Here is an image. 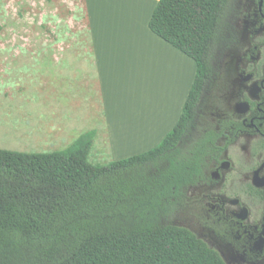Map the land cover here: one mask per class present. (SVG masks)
I'll return each instance as SVG.
<instances>
[{"label":"trees","instance_id":"obj_1","mask_svg":"<svg viewBox=\"0 0 264 264\" xmlns=\"http://www.w3.org/2000/svg\"><path fill=\"white\" fill-rule=\"evenodd\" d=\"M226 0H159L150 29L195 60L181 115L154 147L104 165L87 131L62 150L0 148V264H227L185 227L161 221L202 162L195 122L214 72Z\"/></svg>","mask_w":264,"mask_h":264},{"label":"crops","instance_id":"obj_2","mask_svg":"<svg viewBox=\"0 0 264 264\" xmlns=\"http://www.w3.org/2000/svg\"><path fill=\"white\" fill-rule=\"evenodd\" d=\"M158 1L79 0L80 25L86 29L88 37L80 44L88 53L84 55L65 50L75 47L72 42L0 39V144L26 143L32 148L9 150L52 152L66 148L81 134L93 131L95 137L89 161L104 165L91 160L95 138L102 134L97 132L93 121L105 111L108 134L103 133V138L106 140L108 135L112 138L110 113L114 103L108 94L105 97L103 82L118 73L124 79L135 76L141 87L151 75L156 79L161 75L169 79L175 74L174 83L181 87L177 99L182 108L174 118L173 128L192 87L196 63L150 29L149 21ZM80 58L85 65L89 63V67L82 63L81 76L77 70L73 74L80 79L74 89L77 98L69 103L65 100L68 92L63 86L62 75L58 76L61 69L55 76L54 96H51V77L40 69L41 63L57 61L60 64L66 59L74 64L81 62ZM51 98H55L53 102ZM84 121L91 124V129L81 133L78 128ZM122 127L125 129V124ZM146 134L140 133L139 140L144 141ZM1 137H8V140Z\"/></svg>","mask_w":264,"mask_h":264},{"label":"flooded vegetation","instance_id":"obj_3","mask_svg":"<svg viewBox=\"0 0 264 264\" xmlns=\"http://www.w3.org/2000/svg\"><path fill=\"white\" fill-rule=\"evenodd\" d=\"M222 17L213 44L220 59L210 53L209 61L225 73L223 101L199 121L202 162L160 218L192 231L227 264H264V0H226Z\"/></svg>","mask_w":264,"mask_h":264},{"label":"rangeland","instance_id":"obj_4","mask_svg":"<svg viewBox=\"0 0 264 264\" xmlns=\"http://www.w3.org/2000/svg\"><path fill=\"white\" fill-rule=\"evenodd\" d=\"M79 8V0H0V39L72 42L75 47H68L65 50L70 53L74 50L80 55L88 54L86 49L81 46V43L85 42L88 37L86 29L80 25ZM224 26L222 17L219 23V33L223 32ZM211 57H213L212 60L220 59L214 47L211 49ZM80 59L81 62L74 64L72 61L70 64L66 59L60 64L57 61L41 63L40 69L51 77V96H54L55 76L57 77V73L61 69L58 76L62 75L63 86L68 92L65 100L69 103L77 98L78 93L74 92V89L80 79L74 77L73 74L76 70L80 76L82 74L81 67L84 63L83 58ZM85 66L88 68L89 63ZM214 76L216 79L207 85V100L203 108L204 112H199L196 117L197 125L200 124L199 121L212 119L213 113L217 112V106L223 101L225 73L220 67V62L214 69ZM176 80L175 74L169 79L163 75L160 79H156L155 75L153 77L151 75L141 87L135 76L132 79H124L123 75L118 73L104 81L105 97L108 94L114 103L113 111L110 113L113 136L110 138L108 135L106 140L103 138V133L108 134L105 121L106 112L104 111L102 115L98 114L96 117L98 119L93 123L96 122L94 126L97 128V132L102 134L100 136L98 133L99 136L95 138L91 160L106 164L155 146L162 136L172 128L174 118L175 116L177 118L182 108L177 99L178 88L181 87L176 86L177 82L174 83ZM53 99L55 98H51L52 102ZM124 124L125 129L121 128V125ZM3 129L1 127V130ZM78 129L82 133L91 129V124L84 121ZM142 132L147 133L144 141L139 140L140 137H138ZM1 139L7 141L8 137H1ZM0 147L7 149L32 148L26 143L6 142L0 144ZM33 148H39V146ZM161 221L169 223L166 220L161 219Z\"/></svg>","mask_w":264,"mask_h":264}]
</instances>
